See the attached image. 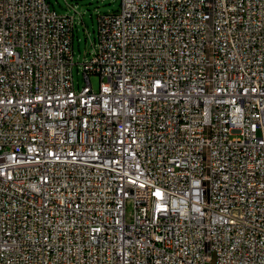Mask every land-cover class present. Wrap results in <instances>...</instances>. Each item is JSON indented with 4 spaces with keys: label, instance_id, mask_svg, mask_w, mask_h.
<instances>
[{
    "label": "built area",
    "instance_id": "2783aa9c",
    "mask_svg": "<svg viewBox=\"0 0 264 264\" xmlns=\"http://www.w3.org/2000/svg\"><path fill=\"white\" fill-rule=\"evenodd\" d=\"M75 25L0 0V264H264V0H122L78 91Z\"/></svg>",
    "mask_w": 264,
    "mask_h": 264
},
{
    "label": "rangeland",
    "instance_id": "374dc122",
    "mask_svg": "<svg viewBox=\"0 0 264 264\" xmlns=\"http://www.w3.org/2000/svg\"><path fill=\"white\" fill-rule=\"evenodd\" d=\"M52 7L62 14L75 16L74 30V66L73 77L78 91L86 85L83 62L90 57L95 49L98 36L99 15L120 9L122 0H48ZM102 78L98 74L90 76L94 91L100 90Z\"/></svg>",
    "mask_w": 264,
    "mask_h": 264
}]
</instances>
